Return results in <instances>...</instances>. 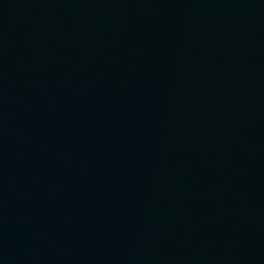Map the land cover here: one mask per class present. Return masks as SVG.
Masks as SVG:
<instances>
[{"label":"water","instance_id":"1","mask_svg":"<svg viewBox=\"0 0 264 264\" xmlns=\"http://www.w3.org/2000/svg\"><path fill=\"white\" fill-rule=\"evenodd\" d=\"M0 264H264V0H0Z\"/></svg>","mask_w":264,"mask_h":264}]
</instances>
